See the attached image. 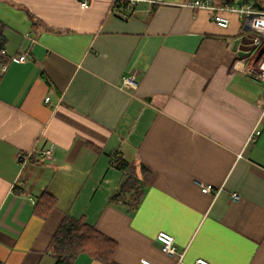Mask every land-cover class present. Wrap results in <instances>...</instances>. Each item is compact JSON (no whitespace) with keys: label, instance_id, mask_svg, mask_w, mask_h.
I'll use <instances>...</instances> for the list:
<instances>
[{"label":"crops","instance_id":"crops-1","mask_svg":"<svg viewBox=\"0 0 264 264\" xmlns=\"http://www.w3.org/2000/svg\"><path fill=\"white\" fill-rule=\"evenodd\" d=\"M188 1L120 11L112 0H0L2 264H55L66 215L117 242L111 264H264V84L246 70L252 52L233 49L240 16L223 28ZM130 74L136 90L122 86ZM120 158L140 180L151 172L132 212L111 202L128 176ZM45 191L57 205L41 216Z\"/></svg>","mask_w":264,"mask_h":264},{"label":"trees","instance_id":"trees-1","mask_svg":"<svg viewBox=\"0 0 264 264\" xmlns=\"http://www.w3.org/2000/svg\"><path fill=\"white\" fill-rule=\"evenodd\" d=\"M234 2L236 0H228ZM245 2L255 0H243ZM116 9L130 10L133 8L129 0H119L113 2ZM259 7L258 4H255ZM6 38L0 28V60L6 61L4 49ZM115 165L128 171V176L121 184L120 188L112 195L111 202L116 205H125L127 210L132 212L140 204L143 197V187L146 184V177L151 172L148 169L144 171V179L140 180L131 170L128 161L120 158ZM57 205V198L49 191L43 192L35 204V212L41 216L47 215ZM117 242L112 238L101 233L94 225L89 224L84 217H73L66 215L55 231L50 250L55 257V264H74L81 254H88L92 258L111 264L114 253L117 249ZM0 264H2L0 262Z\"/></svg>","mask_w":264,"mask_h":264},{"label":"built area","instance_id":"built-area-1","mask_svg":"<svg viewBox=\"0 0 264 264\" xmlns=\"http://www.w3.org/2000/svg\"><path fill=\"white\" fill-rule=\"evenodd\" d=\"M83 6H87L88 0H82ZM117 2L119 0H112ZM130 2L145 1L151 4L161 3L162 0H129ZM258 4L259 7H256ZM184 5L193 9L206 10L211 14L213 21L220 27L226 28L230 24V18L228 14L236 13L240 16L243 23V34L249 36L253 43L254 48L250 51L255 56V64L246 68L247 72L252 74L256 79L260 80L264 84V0H255L245 2L243 0H236L233 3L228 0H189ZM18 59L24 61L27 59V55L23 54L18 56ZM122 86L127 89L136 90L138 87V78L135 74H130L123 77ZM49 101V97L46 98ZM259 129H255L249 136V142L255 141L260 134ZM43 155L50 158L52 156V150L47 149L43 152ZM204 192H212L211 186H202ZM232 198L238 200L240 195L233 193ZM158 240L162 243V249L167 254H175V238L173 235L161 232L158 235ZM144 264H153L148 260H143ZM191 264H212L205 258H198Z\"/></svg>","mask_w":264,"mask_h":264},{"label":"water","instance_id":"water-1","mask_svg":"<svg viewBox=\"0 0 264 264\" xmlns=\"http://www.w3.org/2000/svg\"><path fill=\"white\" fill-rule=\"evenodd\" d=\"M254 48L252 39L247 35H241L233 43V49L238 51L239 55H246Z\"/></svg>","mask_w":264,"mask_h":264}]
</instances>
